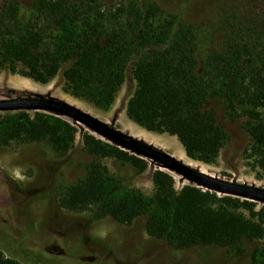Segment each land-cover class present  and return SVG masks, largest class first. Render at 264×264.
I'll use <instances>...</instances> for the list:
<instances>
[{"label": "trees", "instance_id": "1", "mask_svg": "<svg viewBox=\"0 0 264 264\" xmlns=\"http://www.w3.org/2000/svg\"><path fill=\"white\" fill-rule=\"evenodd\" d=\"M243 30L239 41L208 53L199 65L195 27L150 0H33L25 16L17 0H0V71L7 68L46 84L61 64L72 61L65 76L73 95L106 109L133 53L141 51L131 69L135 89L126 105L133 123L174 137L187 158L212 164L226 134L200 106L223 97L229 116L244 108L243 130L249 140L245 158L263 170L264 32L253 24ZM76 134L66 121L38 112L0 119V147L38 144L56 159L68 155ZM81 147L92 161L73 183L55 186L59 209L88 212L93 220L108 218L123 226L144 218L145 234L177 252L215 246L242 257L243 241L264 239V205L191 185L176 190L174 178L158 169L152 174V194L146 197L118 188L99 162L114 159L142 173L144 160L85 132ZM0 264L20 263L0 252ZM242 264H264V246L254 247Z\"/></svg>", "mask_w": 264, "mask_h": 264}, {"label": "rangeland", "instance_id": "2", "mask_svg": "<svg viewBox=\"0 0 264 264\" xmlns=\"http://www.w3.org/2000/svg\"><path fill=\"white\" fill-rule=\"evenodd\" d=\"M17 1L21 15L25 16L33 0ZM100 1L113 4L118 0ZM150 1L158 4L165 14L179 15L195 27L199 65L208 53L220 52L226 44L239 41L245 26L253 24L264 32V0ZM142 54L141 51L133 53L124 81L106 109L73 95L65 76L72 61L61 64L57 74L46 84L11 74L5 68L0 71V90L4 93L14 90L16 96L12 99L32 96L64 102L211 177L264 188V169L253 168L251 161L245 158L249 140L243 130L245 118L241 113L244 108L237 107L238 115L229 116L223 97L207 100L200 106L201 113L211 118L226 134L225 143L212 164L187 158L174 137L146 131L127 117L126 105L135 89L131 69ZM6 98L8 96L4 94L0 96V99ZM19 112L30 116L35 113ZM13 113L17 112H0V119ZM38 113L66 121L77 129V134L73 148L62 159L53 158L47 148L38 144L0 147V252L4 257L20 264H242L248 261L254 247L264 246V239L259 242L245 240L242 242V257L227 247L215 246L177 252L145 234L144 218L123 226L108 218L93 220L88 212L67 213L59 209L55 186L60 182L73 183L92 161L82 151L81 133L106 141L69 118L48 112ZM144 161L146 170L136 173L129 165L114 159L99 160L118 188L137 190L149 197L153 191L152 174L158 167L152 161ZM173 180L176 190L190 185L182 178Z\"/></svg>", "mask_w": 264, "mask_h": 264}, {"label": "water", "instance_id": "3", "mask_svg": "<svg viewBox=\"0 0 264 264\" xmlns=\"http://www.w3.org/2000/svg\"><path fill=\"white\" fill-rule=\"evenodd\" d=\"M3 94L8 96V98L0 99V112L32 111L64 116L84 126L93 134L104 139L106 143L142 160L152 161L159 170L165 171L168 174L174 173L187 180L192 186L219 195L231 196L264 205V188L224 181L201 173L175 160L168 154L119 132L64 102L51 98L32 96L12 99V97L16 96L14 90H6L5 93L0 90V96Z\"/></svg>", "mask_w": 264, "mask_h": 264}, {"label": "bare ground", "instance_id": "4", "mask_svg": "<svg viewBox=\"0 0 264 264\" xmlns=\"http://www.w3.org/2000/svg\"><path fill=\"white\" fill-rule=\"evenodd\" d=\"M184 164V163H183ZM186 165V164H185ZM188 166V165H187ZM191 167V166H190ZM192 168V167H191ZM197 168V167H196ZM194 169V168H193ZM199 171V170H198ZM200 172V171H199ZM202 173V172H201ZM171 174V176L174 178V179H179L180 180V176H178V175H176V174H174V173H170ZM205 174V173H204ZM207 175V174H206ZM209 176V175H208ZM182 180H183V178H182ZM185 181V179L183 180V182ZM187 181V180H186ZM188 182V181H187Z\"/></svg>", "mask_w": 264, "mask_h": 264}]
</instances>
